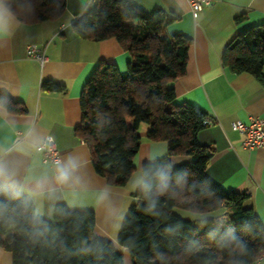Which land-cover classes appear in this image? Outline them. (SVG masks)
Segmentation results:
<instances>
[{"label":"trees","instance_id":"trees-1","mask_svg":"<svg viewBox=\"0 0 264 264\" xmlns=\"http://www.w3.org/2000/svg\"><path fill=\"white\" fill-rule=\"evenodd\" d=\"M92 9L71 23L83 39L114 38L128 52L124 71L114 62L99 60L85 81L79 98L81 122L76 134L88 146L94 171L110 186H124L134 171L138 151V125L148 124L147 138L167 142L166 157L146 165H173V176L184 181L157 199L146 211L147 199L138 190L125 216L118 243L132 264H254L264 254V223L245 206L247 191L224 190L206 174L213 148L202 145L197 133L211 121L198 106L176 103L169 82L185 72L191 38L168 33L173 17L161 8L142 9L131 0H91ZM22 23L59 21L65 0H6ZM244 14L235 17L236 21ZM222 65L233 74L250 73L264 86V23L237 32L221 54ZM64 85L42 81L44 92L64 91ZM0 104L10 111L23 106L0 94ZM188 160L173 164L171 156ZM6 205L0 211V245L12 256V264H122V254L108 241L93 234L94 213L55 207L53 218H35L33 204L19 195H0ZM174 209L218 216L183 219ZM13 227V232H6ZM171 228L172 231H166ZM231 234L236 239L231 238Z\"/></svg>","mask_w":264,"mask_h":264},{"label":"crops","instance_id":"crops-1","mask_svg":"<svg viewBox=\"0 0 264 264\" xmlns=\"http://www.w3.org/2000/svg\"><path fill=\"white\" fill-rule=\"evenodd\" d=\"M131 1L145 10L161 8L173 17L166 31L191 38L184 74L168 83L174 89V101L193 104L210 115L212 121L197 133L200 144L213 148L206 174L224 190L247 191L245 206L264 223V147H241L242 136L230 127L235 119L264 118V86L250 73H231L221 62L226 44L237 32L264 23V0H211L194 15L186 0ZM91 9V0H65V13L59 21L26 24L15 17L12 30L0 36V94L25 109L14 112L0 104V151L16 182L25 189L20 195L34 210L39 207L41 217L51 220L58 204L92 211L94 236L110 242L122 254V264H132L127 249L118 243L123 220L139 190L132 188V180L144 161L166 157L168 146L163 140H149V126L142 122L137 128L140 144L133 158L135 169L126 184L110 186L94 171L88 146L75 131L81 122V91L99 60L114 62L124 71L130 55L114 38L83 39L72 30L71 23ZM239 14L244 18L236 21ZM30 44L45 45L43 65L27 57ZM45 79L63 84L64 91H42ZM16 131L23 139L17 141ZM47 135L55 141L61 164L76 165L78 180L56 184V164L44 161L35 148ZM170 160L178 164L188 157L175 155ZM40 178L45 179L52 195L34 202L28 191ZM223 211L197 214L174 209L179 217L189 220L215 217ZM0 264H12L11 253L1 245ZM254 264H264V260Z\"/></svg>","mask_w":264,"mask_h":264},{"label":"clouds","instance_id":"clouds-1","mask_svg":"<svg viewBox=\"0 0 264 264\" xmlns=\"http://www.w3.org/2000/svg\"><path fill=\"white\" fill-rule=\"evenodd\" d=\"M14 21L15 13L7 6L6 0H0V36L7 35L12 30ZM3 156V152L0 151V195L18 198L25 189L16 182L13 170L4 162ZM55 167L57 185H68L79 179L74 175L76 165L69 167L57 161ZM173 167L171 164H161L159 166L149 164L133 177L132 188L142 191L148 201L146 211H153L160 195L170 192L174 184L184 181V173L177 172L173 176ZM51 195L52 191L47 187L44 178L37 179L32 189L28 191L29 198L34 202L50 198ZM5 208V203L0 201V211L5 210ZM33 215L35 218L41 217L39 207L34 210ZM166 231L171 232L172 229L169 228ZM231 238L236 239L234 234H231Z\"/></svg>","mask_w":264,"mask_h":264},{"label":"built area","instance_id":"built-area-1","mask_svg":"<svg viewBox=\"0 0 264 264\" xmlns=\"http://www.w3.org/2000/svg\"><path fill=\"white\" fill-rule=\"evenodd\" d=\"M189 11L194 15L196 12L203 9L204 6L210 3L211 0H186ZM45 45L38 46L36 44H30L27 47V57L38 61L40 65H43L46 61L44 54ZM232 130L236 131L242 136L240 145L246 149H254L258 147H264V118L250 116L246 122L239 119H235L230 122ZM17 141L23 139V135L16 131ZM36 150L43 154L44 161L56 164L60 161L61 157L56 148L54 139L47 135L44 140L35 146ZM264 260V254H261L256 262Z\"/></svg>","mask_w":264,"mask_h":264},{"label":"rangeland","instance_id":"rangeland-1","mask_svg":"<svg viewBox=\"0 0 264 264\" xmlns=\"http://www.w3.org/2000/svg\"><path fill=\"white\" fill-rule=\"evenodd\" d=\"M14 228L11 227L7 232H6V236L10 235L13 232Z\"/></svg>","mask_w":264,"mask_h":264}]
</instances>
